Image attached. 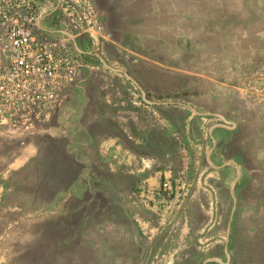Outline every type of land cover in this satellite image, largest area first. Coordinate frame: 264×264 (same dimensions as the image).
<instances>
[{
    "label": "crops",
    "instance_id": "0c3cea01",
    "mask_svg": "<svg viewBox=\"0 0 264 264\" xmlns=\"http://www.w3.org/2000/svg\"><path fill=\"white\" fill-rule=\"evenodd\" d=\"M96 2L106 23L107 74L116 76L115 80L102 79L100 86L116 88L117 105L134 97L130 95L129 100L125 95L129 87L138 90L133 93L135 98L146 99L150 113L161 109L164 136L171 135L172 129L180 130L187 141L192 134L209 135L210 154L203 164L211 168V174L202 179L203 171L193 180L210 183L219 192L227 189L229 195L235 193L236 184L248 171L253 145H260L264 160V12L259 8L254 18L245 12L236 15L235 2L229 6L230 0ZM87 101L84 120L80 121L79 115L72 117L65 146L74 157L71 165L77 163L82 169L70 172L62 181L54 176L26 178L27 189L18 187L14 193L6 189V178H2L0 207L15 199L27 208L24 216L51 222L54 231L57 223L53 222L68 214L70 209L65 204L77 186L88 191L89 197L85 196L90 200L77 229L90 230V225L105 224L109 206H119L125 198L121 194L125 181L128 195L134 193L136 203L142 205L153 198L172 173L166 155L160 165L154 155L146 159L145 153L137 154L124 144V137L139 142L128 130V121L137 119L134 110L129 116L123 106L113 110L109 103L103 104L97 120L89 121L91 107ZM113 118L119 131L114 136L103 129L98 137L94 122L106 128L108 119ZM31 161L21 160L17 168L22 171ZM97 167L101 172L106 170L99 178L93 172ZM62 173L56 172L59 177ZM137 187L144 188L142 195H136ZM97 193L106 205L95 209L91 203ZM126 213L146 225L150 222L141 210ZM16 223L28 226L22 221ZM66 229L71 230V226Z\"/></svg>",
    "mask_w": 264,
    "mask_h": 264
},
{
    "label": "rangeland",
    "instance_id": "374dc122",
    "mask_svg": "<svg viewBox=\"0 0 264 264\" xmlns=\"http://www.w3.org/2000/svg\"><path fill=\"white\" fill-rule=\"evenodd\" d=\"M231 1L235 2L236 15L245 12L254 18L259 8L264 12V0H230L229 6ZM107 69L84 70L82 87L73 91V102L68 101L61 108L58 125L46 126L38 133L27 135L0 132V179L6 178V189L14 193L18 187L27 189L26 178L50 179L54 176L62 181L66 175L69 177L70 172L82 169L77 163L71 165L75 162L74 157L65 146L72 117L75 114L79 115L80 121L84 120L87 115L84 107L87 104L84 102L88 100L91 107L89 121L97 120L103 104L109 103L113 110L115 106H123L124 114L129 116L134 110L137 119L133 123L128 121V130L133 131L139 142L123 136L124 144L137 154L145 153L146 159L148 155H154L160 165L166 155L172 170L167 178L177 186V193L167 196L161 191V184L153 198L141 205L135 202L134 193L128 195V182L125 181L121 185V194L125 198L120 200L119 206H109L105 224L90 225V230L77 229L83 218V209L90 202L85 189L73 188V196L65 204L70 210L63 218L55 219L54 231L51 222L45 224L35 217L24 216L27 208L15 199H9L0 207V262L264 264V160L260 157V145L252 146L248 171L236 184L235 193L229 195L227 189L223 193L210 183H197L193 179L203 171L202 179L211 174V168L203 164L210 154V136L192 134L187 141L178 129H172L171 135L164 136L160 124L161 109L150 113L147 107L150 103L146 99L135 98L133 93L137 94L138 90L129 87L125 95L129 100L130 95L134 97L129 103L117 105L114 97L116 88L100 86L102 79L116 78L114 74L108 75ZM143 90L147 94V89ZM102 96L105 101H102ZM115 120L108 119L106 128L94 122L97 136L103 135V129L115 136L119 131ZM24 159L32 161L28 167H20L22 171H19L17 163ZM199 164L202 166L199 167ZM102 170L93 168L94 176L99 178L105 174L106 170ZM56 172L63 173L59 177ZM143 192L144 188L137 187L136 195ZM95 196L92 208L106 205V200L100 198L99 193ZM135 210L145 213L150 222L146 225L133 214L126 213ZM26 219L28 221H24ZM20 221L28 223V226L17 225L16 222ZM69 225L71 230L66 229Z\"/></svg>",
    "mask_w": 264,
    "mask_h": 264
},
{
    "label": "built area",
    "instance_id": "2783aa9c",
    "mask_svg": "<svg viewBox=\"0 0 264 264\" xmlns=\"http://www.w3.org/2000/svg\"><path fill=\"white\" fill-rule=\"evenodd\" d=\"M44 2L0 0L1 133L34 134L58 122L84 70L109 66L95 0ZM161 191L172 197L177 186L166 178Z\"/></svg>",
    "mask_w": 264,
    "mask_h": 264
}]
</instances>
